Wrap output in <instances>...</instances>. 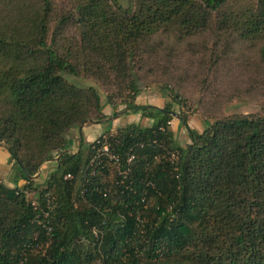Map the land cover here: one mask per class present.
I'll list each match as a JSON object with an SVG mask.
<instances>
[{
	"label": "trees",
	"instance_id": "1",
	"mask_svg": "<svg viewBox=\"0 0 264 264\" xmlns=\"http://www.w3.org/2000/svg\"><path fill=\"white\" fill-rule=\"evenodd\" d=\"M7 1L14 5V55L0 68V142L25 183L0 184V264H90L95 257L102 264H264V114L223 117L198 133L174 111L183 108L175 95L162 109L134 103L142 91L139 66L169 43L224 31L259 43L254 60L264 63V0L234 17L225 13L229 0H129L125 8L116 0H72L66 16L54 0ZM64 75L103 84L110 77L117 93L131 94L122 111L150 122L125 125L108 138L125 175L103 169L79 185L91 143L68 153L64 136L105 117L89 113L91 106L101 111L96 92ZM173 118L186 144L174 140ZM34 140L40 152L24 159L23 147ZM129 148L134 158L126 164ZM52 150L55 166L33 208L25 193ZM108 174L110 186L102 182ZM45 192L53 200L49 212Z\"/></svg>",
	"mask_w": 264,
	"mask_h": 264
},
{
	"label": "rangeland",
	"instance_id": "2",
	"mask_svg": "<svg viewBox=\"0 0 264 264\" xmlns=\"http://www.w3.org/2000/svg\"><path fill=\"white\" fill-rule=\"evenodd\" d=\"M21 1L13 0V2ZM54 1L56 10L61 11L64 16L74 8L72 0ZM116 2L123 8L130 4L129 0H116ZM228 2L225 13L234 17L239 8L244 9L253 4L254 0H229ZM13 6V3H8L7 0L0 2V31L4 33L0 37L3 39V43H0V54L4 57L0 68L5 67V69L8 68V60L14 55V48L8 45L14 25L13 15L10 13ZM72 15L75 17V12ZM210 24L214 25L213 19H210ZM66 32L72 34V27L70 26ZM215 33L218 37L216 34L211 35L207 32L184 41L180 44L181 46L169 43L163 52L156 49L146 57L147 64L144 67L139 66L140 71H137L142 89L153 86L162 89L169 98L175 95L183 107L178 111L186 117L198 115L201 120L203 119L202 122L212 123L214 120L231 115L264 114V63L259 57L258 60H254L257 55L255 48L259 43L238 40L234 35L229 36L224 31ZM64 77L68 83L78 88L91 87L96 92L101 111L95 112L91 106L89 112L96 117L100 113L103 115L102 110L106 105L112 111L118 108L124 109L123 101H128L131 97L128 91L117 93L110 77L104 84L83 75L78 77L64 75ZM95 124L97 121L87 120L79 125L81 127L86 125L84 129H79V126L69 129L64 136L61 148L68 153H75L80 143L89 144L83 141L87 138V134L95 136L98 131ZM190 125L193 126V124ZM30 137L33 139V136ZM178 143L182 145L180 137ZM23 149L24 159L34 158L40 152L35 140L26 143ZM57 151H51L52 160L39 165L36 174L32 177L34 186L30 189L32 195L26 198L27 201H36V193L43 187L46 175L55 166ZM82 152L86 154V149L83 148ZM166 157L165 155L164 158ZM113 176V174L103 176L102 182L110 186ZM36 235V233L33 234L34 237ZM90 264L102 263L99 257H95Z\"/></svg>",
	"mask_w": 264,
	"mask_h": 264
},
{
	"label": "crops",
	"instance_id": "3",
	"mask_svg": "<svg viewBox=\"0 0 264 264\" xmlns=\"http://www.w3.org/2000/svg\"><path fill=\"white\" fill-rule=\"evenodd\" d=\"M134 103L139 105L150 106L156 109H162L165 105L170 104V98L164 93L162 89L149 86L142 89V91L135 98ZM173 109L176 112L178 111L177 107L175 106ZM102 114L105 118L94 125L97 127L98 130L96 131L95 136H89V134H87V138L83 141L84 143H90L92 140H94V138L98 137L99 135L105 134V132L117 130L119 128L124 127L125 125L138 123L148 125L150 123L147 120H141L139 114H134L131 112L125 113L120 108L112 111L111 109H109L108 105L103 108ZM187 120V126L189 128L192 127L198 133H200L207 125V122H202L203 119L201 120L198 115H191L187 117ZM190 124H193V126ZM85 127L86 125L81 128L84 129ZM169 129L173 133L174 140L177 143L179 137L182 145L188 142L185 136L184 129L180 126L177 118H173L170 121ZM24 183L25 182L21 178V174L18 171V168L15 166L14 162L9 157V154L7 153L4 145L0 143V184H3L8 188H15L23 186Z\"/></svg>",
	"mask_w": 264,
	"mask_h": 264
},
{
	"label": "built area",
	"instance_id": "4",
	"mask_svg": "<svg viewBox=\"0 0 264 264\" xmlns=\"http://www.w3.org/2000/svg\"><path fill=\"white\" fill-rule=\"evenodd\" d=\"M114 131L109 132L108 135H100L97 138H95L93 141H91V146H90V156L87 160V164L84 166V168H81L79 170V185L82 186L84 182H86V176L88 177H93L96 174L99 173V171H102L103 169H106L108 171H122L121 175H125L127 169H122L120 170V164H119V159L117 155L112 151L109 143V136L113 135ZM154 144L153 142L147 141V147L150 145ZM139 148L142 147V144L138 145ZM128 156L126 158L125 163L128 164L130 163L134 155L132 153V148H129L128 150ZM167 155V154H166ZM174 155L171 154L170 160H173ZM169 161V155L165 158ZM114 169V170H112ZM120 173V172H119ZM64 180H72L73 176L70 174H66L64 177ZM46 190V187L43 186L41 190ZM27 197L32 195L31 192H26L25 193ZM43 198L45 200V205L47 211H51L53 208V200L52 197L49 195L48 192H45L43 195ZM30 204L33 208L37 206L36 201L32 200L30 201ZM43 213V217H47V213ZM44 230L46 231V235L50 233V227L43 226ZM21 264V263H20Z\"/></svg>",
	"mask_w": 264,
	"mask_h": 264
},
{
	"label": "water",
	"instance_id": "5",
	"mask_svg": "<svg viewBox=\"0 0 264 264\" xmlns=\"http://www.w3.org/2000/svg\"><path fill=\"white\" fill-rule=\"evenodd\" d=\"M78 128L81 129V126H79Z\"/></svg>",
	"mask_w": 264,
	"mask_h": 264
}]
</instances>
